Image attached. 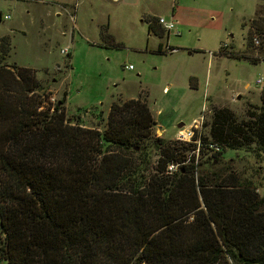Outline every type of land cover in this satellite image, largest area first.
Wrapping results in <instances>:
<instances>
[{
  "label": "trees",
  "instance_id": "16d2710c",
  "mask_svg": "<svg viewBox=\"0 0 264 264\" xmlns=\"http://www.w3.org/2000/svg\"><path fill=\"white\" fill-rule=\"evenodd\" d=\"M261 13L250 30L264 42ZM144 20L164 38L158 17ZM101 33L112 38L108 25ZM9 40L0 45V264H264V197L224 164L229 150L264 155V86L245 119L213 110L197 157L196 145L155 136L141 98L114 101L103 130L70 118L65 100L47 105L38 73L6 64ZM166 47L156 52L176 50ZM209 143L222 151L204 160Z\"/></svg>",
  "mask_w": 264,
  "mask_h": 264
},
{
  "label": "rangeland",
  "instance_id": "374dc122",
  "mask_svg": "<svg viewBox=\"0 0 264 264\" xmlns=\"http://www.w3.org/2000/svg\"><path fill=\"white\" fill-rule=\"evenodd\" d=\"M174 1L181 35H149L144 19L171 21ZM260 12L259 0H0V45L10 39L6 64L34 69L47 105L65 100L68 116L85 127L103 130L114 101L141 98L155 116V136L176 141L180 124L202 117L208 134L215 108L245 119L261 105L264 46H253L258 31L250 30ZM103 25L112 38L102 36ZM161 43L178 51L157 53ZM206 152L204 160L214 155ZM224 164L264 197L263 154L229 150Z\"/></svg>",
  "mask_w": 264,
  "mask_h": 264
},
{
  "label": "built area",
  "instance_id": "2783aa9c",
  "mask_svg": "<svg viewBox=\"0 0 264 264\" xmlns=\"http://www.w3.org/2000/svg\"><path fill=\"white\" fill-rule=\"evenodd\" d=\"M159 18V24L166 30V32L168 33V36H170L171 34H176V35H181L180 32H178L177 29V24L178 21L173 18L171 21H168L165 17H158ZM11 16H7L6 20H10ZM253 46L256 49H260L263 48L264 46V42L261 36L259 35H255L253 38ZM228 44H224L222 46V48H228ZM168 50H170L171 48L169 46L166 47ZM178 50H174L171 51L172 53H175ZM68 49H64L62 50V54H66L68 55ZM130 70H133L134 67L130 66L128 67ZM259 81H257V85L261 86L263 88L264 86V76H261L259 79ZM203 120V117L200 119ZM195 120L192 122V124L188 127H183L181 129L177 130V134L175 137V140L181 143H187V144H193L197 146L196 153L197 155H199L201 147H202V142H201V135H202V127L203 124L201 123V121ZM207 150L210 151L213 154H217L220 153L222 151L221 147L218 146L217 144H211L209 143L207 145ZM179 166L176 165H170L169 168V172L173 173L178 169Z\"/></svg>",
  "mask_w": 264,
  "mask_h": 264
},
{
  "label": "crops",
  "instance_id": "0c3cea01",
  "mask_svg": "<svg viewBox=\"0 0 264 264\" xmlns=\"http://www.w3.org/2000/svg\"><path fill=\"white\" fill-rule=\"evenodd\" d=\"M176 2L174 1V4L172 5V17L173 18H175L176 19V17H175V7H176V4H175ZM64 5V4H63ZM63 5H60L59 7L60 8H62L63 7ZM66 5V4H65ZM65 7V6H64ZM67 7V6H66ZM65 7V8H66ZM67 9V8H66ZM178 13V12H177ZM154 16H156V17H165L164 15H154ZM166 18V17H165ZM178 21V20H177ZM179 22V21H178ZM154 118H155V116H154ZM195 121V120H194ZM160 126V125H159ZM160 129H161V126L159 127ZM163 129V128H162Z\"/></svg>",
  "mask_w": 264,
  "mask_h": 264
},
{
  "label": "water",
  "instance_id": "95a60500",
  "mask_svg": "<svg viewBox=\"0 0 264 264\" xmlns=\"http://www.w3.org/2000/svg\"><path fill=\"white\" fill-rule=\"evenodd\" d=\"M185 125L182 123L178 126L179 129L183 128Z\"/></svg>",
  "mask_w": 264,
  "mask_h": 264
}]
</instances>
